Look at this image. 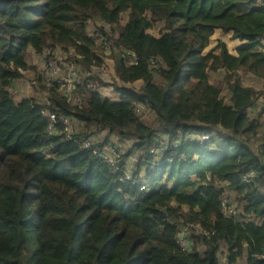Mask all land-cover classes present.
<instances>
[{"label":"trees","instance_id":"1","mask_svg":"<svg viewBox=\"0 0 264 264\" xmlns=\"http://www.w3.org/2000/svg\"><path fill=\"white\" fill-rule=\"evenodd\" d=\"M93 21L111 46L137 58L131 65L112 56L116 80L142 81L140 93L123 87L113 102L89 88L113 85L92 72L105 64L88 33ZM219 29L246 41L238 55L223 41L205 52ZM263 39L256 0H0V264H264L257 257L264 246L262 112L251 115L264 90L241 82L243 75L264 81ZM31 52L48 60L67 54L84 71L81 106L67 101L61 82L37 80L51 111L79 124L71 139L61 124L47 133L41 101H17L11 92L23 72L36 69ZM218 71L224 81L213 85L209 74ZM224 86L231 105L221 97ZM138 102L154 118L138 116ZM204 126L228 131L210 142L218 151L197 141L167 151L164 159L174 161L146 174V192L81 144L107 131L132 143L125 159L137 155L141 168L154 162L155 134L201 135ZM225 195L237 219L224 216ZM186 224L201 228L191 230L189 253L177 242Z\"/></svg>","mask_w":264,"mask_h":264},{"label":"built area","instance_id":"2","mask_svg":"<svg viewBox=\"0 0 264 264\" xmlns=\"http://www.w3.org/2000/svg\"><path fill=\"white\" fill-rule=\"evenodd\" d=\"M256 3L258 6L264 8V0H256ZM90 35L95 40L98 48L101 50L112 54L113 52L120 53L127 58L131 65L138 64L137 58L132 53L124 50L121 46H111V44L106 41V37L102 36L99 29H93ZM38 59L37 61L41 63L40 76H42L43 86L50 87L54 81L61 82L63 88L65 89L63 95L67 98V101L72 105L81 106L83 98L77 90V84L81 82L82 74L78 73V68L75 62L71 61L70 57L64 53L59 55V52H57V57L55 58L52 57L48 60L46 58L44 59L39 57ZM118 84V87H115L114 85H110L108 87H98L94 86L95 84L90 83L89 88L94 89L95 92L100 93L102 96V91L105 88H108L110 90V93H108L110 97L116 98L118 101H120L123 97V87L131 88L140 93V89L136 90L132 87H128L130 84H123L121 82H118ZM35 85H38L37 79H33L31 82V86ZM41 102V114L48 122L47 133L49 135L56 133L58 124H61L64 127V134L68 139L73 138L78 133L79 124L75 123L72 118L64 115H58L51 111V103L47 99L46 92L42 95ZM134 107L136 114L141 118H154V113L146 102L134 103ZM254 109L256 110L255 114L262 112V120L264 118V96L258 99L257 105ZM204 127L208 131L201 135L193 129L189 132H185L183 129H178L173 138L170 134L166 133L155 134L153 146L150 149V154H152L155 158L154 162L150 166L146 165L141 168L137 165V157L133 156L125 159L127 149L119 144L120 140H115V138H118L116 135L99 132L93 137L83 140L81 144L84 148L92 149L94 155L101 159L111 170L120 173L122 180L131 183L134 186L136 185L139 187L140 191L146 192L150 189L149 184L146 181V174L152 171L154 167L159 166L161 163H172L174 161L173 156H169L164 159L167 151L178 148L182 143L195 141L199 142L201 145H205L206 150L210 153L218 151L217 145L210 142L213 139H216L217 136H220V134L228 136V131L219 127ZM127 143H130V141H127ZM185 160V158L182 159V161ZM138 169H140V172H138ZM244 179L246 183H250L252 181V174H247ZM222 207L225 217L232 219L238 218L239 211L237 205L228 195H225L222 198ZM193 229H196L197 231L201 230L199 226L191 224H186L179 230L177 242L183 252L189 253L193 250V241L190 238L191 230ZM257 257L264 260V246ZM225 262L226 259L224 258V261L221 264H225ZM235 264L240 263L237 262Z\"/></svg>","mask_w":264,"mask_h":264},{"label":"rangeland","instance_id":"3","mask_svg":"<svg viewBox=\"0 0 264 264\" xmlns=\"http://www.w3.org/2000/svg\"><path fill=\"white\" fill-rule=\"evenodd\" d=\"M125 20H126V18H124L123 22H125ZM160 27H161V24L157 25V27L153 30V32L155 34H158V29ZM218 36L223 37L227 42H228V40H233L232 39V36H233L232 34L229 35V34H223V33L215 32V34L211 38L210 45H209V47L207 48V50L205 52H208L212 48V46L215 44V42L217 40H221V39L218 38ZM228 44H229V42H228ZM227 48L229 49V46L228 45H227ZM100 51L103 53V55L105 57V64L102 67H100V68H94L93 69L94 71H92V72H94V75L95 76L101 77L103 81H105V82H107L109 84H113L115 86L116 85H119L118 84L119 80H116L115 61H114V59L112 57L113 54L112 53H107V52H105L104 50H101V49H100ZM229 51L234 52L232 49H229ZM31 58L32 57L30 56V59ZM35 58H37V57H35ZM34 61L35 60H32L31 61L32 64L31 63L30 64H31V66H33L34 68H36L35 69V71H36L38 69V67H35L33 65V64H35ZM39 64H41V63L39 62ZM77 68H78V73L79 74H81V73L84 72V71L81 72V70H82L81 67H77ZM224 76H225V72L224 71L210 72V74H209L210 82L213 85L221 84L224 81ZM36 77L37 76L35 75L34 70H29V72H26V74L24 75V77L21 80L16 81L13 84V88H12L11 92L13 93V95L16 98L17 101L25 98V96L26 97H32V95H34V94H40V95H43L44 94L43 91L41 92V90H40V88H39L38 85L31 86L32 80L33 79H36ZM244 79H246V77H244ZM31 91H32V95H31ZM230 96H231V93L229 92L228 87L227 86H224V89L222 91L221 97L223 98L224 102L227 105H231V103H230ZM147 121H149V120H147ZM261 124L263 125L262 128H261V133H262L263 132V129H264V118L261 120ZM116 137H118V138H115V140H120V143L119 144L122 147H125L127 149V151H128L130 149V147L132 146V143L131 142L130 143H127V140H124V139L120 138L117 135H116ZM262 138H264V137H262ZM135 157H137V155H135ZM242 264H245V263H242Z\"/></svg>","mask_w":264,"mask_h":264},{"label":"crops","instance_id":"4","mask_svg":"<svg viewBox=\"0 0 264 264\" xmlns=\"http://www.w3.org/2000/svg\"><path fill=\"white\" fill-rule=\"evenodd\" d=\"M99 24H100V22H98V21L90 22L89 27H88V33L90 34V33L93 31L94 28L98 27ZM106 28H108V26H107ZM216 32H218V33H223V34H229V35L232 34V35H233V32H230V33H224V32H222V30H220V29H219V30H216ZM218 38L221 39V40H217V41L215 42V44L212 46V48H213L214 46H216V45L218 44L219 41H223L225 44H227V45L229 46V49H232V50L234 51V52L230 51V53H232L233 55H238L237 50H238L239 48H241V47L246 43V41H240V40H238V39H235V40H228V42H229V44H228V42H227L223 37L218 36ZM262 44H264V39L262 40ZM30 56H31L32 58L29 59V61H30L29 64L31 63L32 60H35V61H34L35 64H33V65H34V66H35V65H38V61H37L38 58H35V57H37V56L33 55V52H31ZM31 64H32V63H31ZM31 64H30V65H31ZM35 67H38V69H37L36 71L34 70L35 75L37 76L36 79H37V80H38V79H41V78H42V77L40 76V71H41V69H40L39 66H35ZM26 72H29V70L23 72V74L25 75ZM244 77H246V79H244ZM209 78H210V77H209ZM241 82H242L243 86H245V87H249V88H253V89H255L256 91H263V90H264V81H263L262 79L256 77V76H253V75H243L242 78H241ZM246 83H247V84H246ZM248 83H249V84H248ZM142 84H143L142 81H136V82H134V83L128 85V87H132V88H134V89H136V90H139V89H141ZM211 84H212V83H211ZM12 88H13V87H12ZM17 90H18V89H17ZM61 90H62V93H64V90H65V89L63 88V86L61 87ZM229 92H230V91H229ZM108 93H110V90H109L108 88H105V89L102 91L103 97H104V98H107V99H109V100H111V101H113V102H117V101H118L116 98H113V97L111 98L110 95H109ZM31 95H32V91H31ZM32 97H34L35 99H37V100H39V101L42 100V95H40V94H34V95H32ZM230 97H231V96H230ZM25 98H26V96H25ZM19 101H20V100H19ZM255 111H256V110H255L254 108H252V110H251V115H252V116H256V115H255V113H256ZM104 132L107 133V131H104ZM107 134H109V133H107ZM109 135H111V134H109ZM261 137H264V129H263V132L261 133ZM224 251H225V250L223 249V252H224ZM240 263H241V261H240ZM242 263H245V262L243 261ZM242 263H241V264H242Z\"/></svg>","mask_w":264,"mask_h":264}]
</instances>
